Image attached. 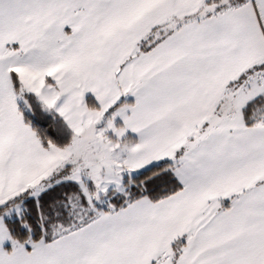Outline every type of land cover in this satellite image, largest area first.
<instances>
[{
  "label": "snow or ice",
  "instance_id": "1",
  "mask_svg": "<svg viewBox=\"0 0 264 264\" xmlns=\"http://www.w3.org/2000/svg\"><path fill=\"white\" fill-rule=\"evenodd\" d=\"M0 264H264V0H0Z\"/></svg>",
  "mask_w": 264,
  "mask_h": 264
}]
</instances>
